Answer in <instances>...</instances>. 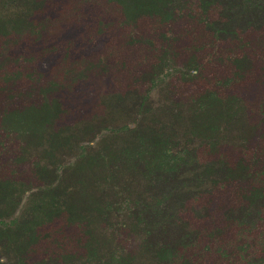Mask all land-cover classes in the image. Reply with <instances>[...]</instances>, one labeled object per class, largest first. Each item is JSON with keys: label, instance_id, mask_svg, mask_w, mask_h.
<instances>
[{"label": "trees", "instance_id": "16d2710c", "mask_svg": "<svg viewBox=\"0 0 264 264\" xmlns=\"http://www.w3.org/2000/svg\"><path fill=\"white\" fill-rule=\"evenodd\" d=\"M46 1L0 0V145L12 172L0 178V264H264V157L229 162L220 152L238 143L249 150L264 132L243 98L217 89L264 74L249 52L253 42L264 46V0H82L98 6L97 25L48 50ZM183 21L191 25L175 33ZM108 36L117 57L98 46ZM26 39L43 46L37 64L8 53ZM187 39L194 42L179 63L184 47L175 43ZM92 42L93 50L84 47ZM220 42L228 43L219 55L228 73L216 88L172 99L167 78L199 79V53ZM111 73L127 77L124 91H112ZM158 86L167 91L161 105ZM96 97L98 111L57 125L69 104ZM232 185L241 202L221 212L223 224L195 206ZM127 225L139 237L135 249L116 236ZM67 226L74 245L64 250Z\"/></svg>", "mask_w": 264, "mask_h": 264}, {"label": "rangeland", "instance_id": "374dc122", "mask_svg": "<svg viewBox=\"0 0 264 264\" xmlns=\"http://www.w3.org/2000/svg\"><path fill=\"white\" fill-rule=\"evenodd\" d=\"M95 3H83L82 0H47L46 5L44 7V12L42 15H45V20H47L48 24V34H46L45 39H47L44 42H41L42 45H46L44 49H49L53 44L57 43L58 41L61 43H65L67 41H79L81 37L83 38L84 35L88 34L87 32L90 31L91 27H95L97 25V19H98V6L95 5ZM77 6V8H76ZM42 16H38L40 18ZM43 17V18H44ZM79 19L82 21V27H79ZM183 24V25H182ZM190 23H186V21H183L182 23L179 22L178 24H175V33L177 31H184V26L187 28L190 26ZM111 32V31H110ZM114 33V32H112ZM253 34H260L259 32L252 31ZM148 36H156L153 37L155 42L157 44H161L163 42L162 38L159 37V32L154 33L148 32ZM108 35V34H107ZM111 37H104L99 41L98 46L106 44V47L114 54L117 51L116 49L118 45L114 48V42L111 41ZM31 40L26 39L25 44L17 43V44H10L8 48V53L11 56H19L23 55L26 57H30L31 60L37 64V58L40 56V50L41 47H43L41 44L39 47H34L31 45ZM55 42V43H53ZM105 42V43H103ZM191 42H194L193 39H187L185 42L175 43L176 47H179L181 49L184 47V44H190ZM103 43V44H102ZM91 44V45H90ZM85 43L84 47H88L90 50H93L95 47V43ZM227 42H220L215 47H211L210 51H207L206 49L203 50L201 53H199V61L201 62L203 68L201 70V75H199V79L185 83L183 81H179L176 77L177 75H172L167 79L171 78V81H168L171 83V86L173 88L171 89L170 95L172 96V99L174 100H184L188 96L195 94L199 91L204 90L206 87H215L216 88V81L219 77L224 76V74L228 73V67L224 60L219 59L220 56H225L223 54L224 45H227ZM251 47L254 49L253 51H249L251 54V57L254 60V64L259 66H264V46L257 45L256 42L251 43ZM36 48V50H34ZM208 48V47H207ZM51 51V50H49ZM181 56L177 57L176 60L179 61V63L185 59L187 54L189 53V49L187 48V45L183 48L181 51ZM208 56L209 58H206ZM115 57L116 54H115ZM48 58H53L51 54H48ZM209 60V61H207ZM13 64V65H12ZM10 66L12 68H15L17 65L12 62ZM93 76H96L93 74ZM259 78L258 82L256 80H253V78ZM254 77L252 79H247L246 81L241 82L240 84H235L233 86L229 87H222L217 88L221 91H225L227 93H235L239 95L243 100H245L247 106H248V113L250 115V119L253 123L259 124V131L260 133L264 132V74H263V68L255 70ZM88 78V76H87ZM96 78H103V77H96ZM105 78H111L114 81L115 84L112 85V91H124L127 86L124 84L127 82L126 79L120 80L122 78L127 77H121L119 75L114 76L112 73L108 76L106 75ZM132 78V77H128ZM24 89L29 88L28 86H24ZM90 91L94 94L98 88V85L96 84V81H91L89 85ZM159 88H155L153 91V98L155 99L157 105H161L162 103H165L167 96L164 98V93L166 91H162L161 94L159 93ZM98 92V91H97ZM167 92V91H166ZM79 99L81 97V93L76 94ZM162 95V98L160 99ZM86 97H88L86 95ZM85 97V98H86ZM39 102H41V98H38ZM46 99H49L46 97ZM88 99H85V106L79 104L76 106L80 101H76L75 104L72 106L69 104L68 109L69 112L66 113V115H62L60 118L57 119V125L62 123H69L71 121H75L81 117V116H89L91 113L96 112L100 109V107L97 105V97L95 99H92L88 102ZM159 99V101H158ZM41 100V101H40ZM32 101V98L29 100H26V104H30ZM169 102V98H168ZM94 104H96L94 106ZM83 106V108H82ZM60 120V121H59ZM259 137V136H258ZM258 141H254L251 145H249L248 148H245L243 143H238L236 146H224L220 149V152L222 153V156H226V158L229 160V162H236L240 157H244L246 160L252 159V157H258L262 160L264 157V145L259 144L263 142L264 139L259 137ZM9 142V141H6ZM1 145H0V178H5L7 176L11 175V170L8 167V164H5L4 162L7 161V157H11L10 153L6 150L1 151ZM16 151V149H15ZM205 153V157L208 156L207 151H203ZM220 155V154H219ZM211 159H217L219 158L218 155H214L213 157H210ZM239 188L236 185L229 186L228 188H222L219 190H214L213 192H208L206 194H203V196L195 203L196 207L199 206H206L207 207V213L208 215L212 214V218L216 222H221L222 224L225 222L222 220L221 212L223 210H226L229 207L237 206L238 203L241 202V199L239 197ZM191 217L192 212L188 209L184 212L183 216ZM184 216V217H185ZM199 226L203 227L206 226L209 222L208 217H202L198 216L195 219H193ZM215 222V223H216ZM214 223V224H215ZM60 223L55 224V226L59 225ZM213 225V224H212ZM124 229H120L119 234L116 236L119 238V241H123V243L126 246H130L128 248L135 249L139 243V237L137 235H134L131 230L129 229V225L125 226ZM235 230V229H234ZM129 231V234L127 233ZM144 236V235H142ZM65 237L71 238L70 240H66ZM73 233L71 231V228L67 226L64 228L63 233L59 236V239L61 240V243L63 244L62 248L64 250L70 249L74 245L73 241ZM203 241H205V235H203ZM72 244V245H70ZM55 249H57V254L60 252H63L64 250L57 248L54 246ZM45 256V255H41ZM37 256H34L36 258Z\"/></svg>", "mask_w": 264, "mask_h": 264}]
</instances>
